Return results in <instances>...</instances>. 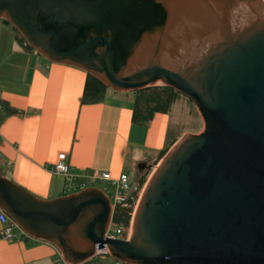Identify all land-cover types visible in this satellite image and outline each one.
Segmentation results:
<instances>
[{
	"label": "water",
	"instance_id": "95a60500",
	"mask_svg": "<svg viewBox=\"0 0 264 264\" xmlns=\"http://www.w3.org/2000/svg\"><path fill=\"white\" fill-rule=\"evenodd\" d=\"M0 19L110 90H177L203 122L153 168L128 237L105 235L100 188L41 199L0 169V209L28 237L70 264L104 244L122 264H264V0H0Z\"/></svg>",
	"mask_w": 264,
	"mask_h": 264
},
{
	"label": "crops",
	"instance_id": "0c3cea01",
	"mask_svg": "<svg viewBox=\"0 0 264 264\" xmlns=\"http://www.w3.org/2000/svg\"><path fill=\"white\" fill-rule=\"evenodd\" d=\"M85 79L80 68L49 62L36 51L23 49L13 30L0 21V97L19 111L0 122V169L38 198L79 191H67L64 178L52 171L60 153L66 154L74 173L81 169L113 176L126 173L135 184L138 177L134 180L130 174V161L139 176L169 138L187 134L172 129L171 111L156 113L147 126L133 123L132 92L108 89L102 101L82 104ZM176 104L180 117L202 121L192 102L179 98L172 109ZM13 232L11 241L0 239V264H55L54 245L21 236L17 229Z\"/></svg>",
	"mask_w": 264,
	"mask_h": 264
},
{
	"label": "built area",
	"instance_id": "2783aa9c",
	"mask_svg": "<svg viewBox=\"0 0 264 264\" xmlns=\"http://www.w3.org/2000/svg\"><path fill=\"white\" fill-rule=\"evenodd\" d=\"M52 171L64 178L65 189L67 191L91 187L93 183L102 184L100 189L105 195H107L111 203V218L105 235L112 234L128 237L132 216L145 184L142 187H139L137 183H131L129 176L126 173H120L117 176H113L108 171H100L97 169H81L79 172L74 173L71 171L70 165L66 161L65 153L58 154L57 160L52 167ZM76 180H79V184H76ZM117 209L129 210L130 220L127 227L124 226L123 223L113 220L114 212ZM0 224L2 225L0 228V239L11 241L15 236L13 232L14 229L18 230L19 235L28 237L1 209ZM56 253L58 259L55 264H70L63 259L62 254L58 249L56 250ZM92 258H97L98 260L110 258L113 264H122L110 256L106 244L100 248L95 247L94 254L90 259Z\"/></svg>",
	"mask_w": 264,
	"mask_h": 264
},
{
	"label": "trees",
	"instance_id": "16d2710c",
	"mask_svg": "<svg viewBox=\"0 0 264 264\" xmlns=\"http://www.w3.org/2000/svg\"><path fill=\"white\" fill-rule=\"evenodd\" d=\"M5 25L11 28L15 34L17 42L27 51H34L26 44L22 36L16 31L12 25L5 19H0ZM108 88L96 77L86 73V79L80 102L82 104H92L100 102L104 99ZM132 122L141 126H147L152 121L156 113L169 114L174 102L179 98H185L177 90L162 84H156L153 86L145 87L141 90L132 92ZM191 102L189 99H187ZM19 113V111L11 107L6 101L0 97V122H2L7 116ZM180 138V134H176L172 138H169L164 146L157 151L155 159L145 172L138 176L137 184L142 187L152 171L153 167L161 160L165 153L172 147V145ZM113 220L123 223L124 226L129 225V210L117 209L114 212ZM83 264H113L110 258L104 260H98L92 258L84 262Z\"/></svg>",
	"mask_w": 264,
	"mask_h": 264
},
{
	"label": "rangeland",
	"instance_id": "374dc122",
	"mask_svg": "<svg viewBox=\"0 0 264 264\" xmlns=\"http://www.w3.org/2000/svg\"><path fill=\"white\" fill-rule=\"evenodd\" d=\"M183 99H185V98H183ZM181 104L186 107V104H185L184 100H183V102H181ZM194 108H195V106H194ZM179 112H180V108H179L178 104H176L173 107V109L171 110V113H170V117H171L170 124L172 126V129H177L179 132L187 131V133H190V132L199 133V132L202 131V129H203V122L201 120H199V118H196V116H193V117H191V116L185 117L183 115L180 117ZM129 169L131 170V173L130 174L133 176V179L134 180L137 179L136 178V177H138L137 176V173H136L137 172L136 171L137 169H136V165H135L134 161H130L129 162ZM152 171H153V169H152ZM152 171L150 172V174L152 173ZM144 172L145 171H142V173H144ZM150 174H149V176H150ZM92 186L101 188L102 187V184H100V183H93ZM71 193H73V192H71ZM57 259H58V255L56 256V260Z\"/></svg>",
	"mask_w": 264,
	"mask_h": 264
}]
</instances>
